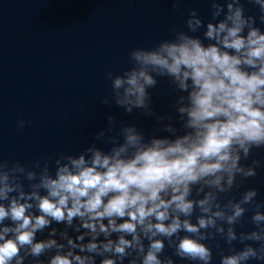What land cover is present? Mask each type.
Masks as SVG:
<instances>
[{
    "label": "clouds",
    "instance_id": "1",
    "mask_svg": "<svg viewBox=\"0 0 264 264\" xmlns=\"http://www.w3.org/2000/svg\"><path fill=\"white\" fill-rule=\"evenodd\" d=\"M247 2L255 13L209 0L207 21L190 8L186 30L107 73L100 103L153 117L154 133L108 113L95 134L106 146L0 158V264H213V245L219 264H264V199L240 190L264 168L251 156L264 148V0ZM158 77L175 115L153 107ZM249 209L252 227L238 231Z\"/></svg>",
    "mask_w": 264,
    "mask_h": 264
},
{
    "label": "water",
    "instance_id": "2",
    "mask_svg": "<svg viewBox=\"0 0 264 264\" xmlns=\"http://www.w3.org/2000/svg\"><path fill=\"white\" fill-rule=\"evenodd\" d=\"M243 2L248 11H257ZM192 7L205 21L211 18L209 0H181L176 8L171 0H0V158L30 165L36 158L78 153L93 140L103 145L95 134L106 127L108 113L154 133L153 117L100 103L111 95L107 73L131 66V48L171 38L173 28L186 30ZM157 79L153 107L173 112L175 93L166 77ZM19 119L31 123L18 128ZM251 156L264 161V148ZM248 186L257 187L258 198L264 199V168L244 180L240 190ZM251 211L238 231L252 227ZM213 249V264H219Z\"/></svg>",
    "mask_w": 264,
    "mask_h": 264
}]
</instances>
